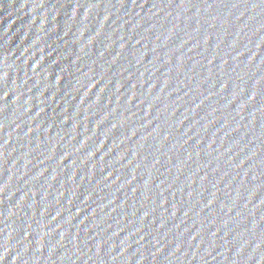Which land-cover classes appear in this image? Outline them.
Here are the masks:
<instances>
[{
	"label": "water",
	"instance_id": "obj_1",
	"mask_svg": "<svg viewBox=\"0 0 264 264\" xmlns=\"http://www.w3.org/2000/svg\"><path fill=\"white\" fill-rule=\"evenodd\" d=\"M0 264H264V0H0Z\"/></svg>",
	"mask_w": 264,
	"mask_h": 264
}]
</instances>
